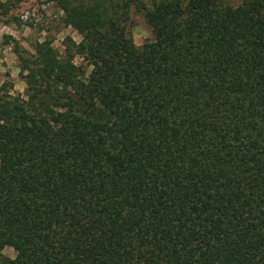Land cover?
Segmentation results:
<instances>
[{
    "label": "trees",
    "instance_id": "obj_1",
    "mask_svg": "<svg viewBox=\"0 0 264 264\" xmlns=\"http://www.w3.org/2000/svg\"><path fill=\"white\" fill-rule=\"evenodd\" d=\"M51 1L81 40L0 85V264H264V0Z\"/></svg>",
    "mask_w": 264,
    "mask_h": 264
},
{
    "label": "rangeland",
    "instance_id": "obj_2",
    "mask_svg": "<svg viewBox=\"0 0 264 264\" xmlns=\"http://www.w3.org/2000/svg\"><path fill=\"white\" fill-rule=\"evenodd\" d=\"M142 1L149 6L151 0ZM224 1L233 6L241 2V0ZM3 7L8 11L3 12ZM62 14L51 0H0V85L5 82L12 85L11 95L26 98V84L20 75L21 65L15 52L17 45L23 55L29 56L34 52V44L46 39L60 55H63L67 38L74 42L81 40L76 30L62 23ZM126 30L127 35L138 47L153 39L144 11L137 9L135 5L129 8ZM74 62L80 64L82 58L76 56ZM0 255L13 258L15 252L12 247L5 246L0 250Z\"/></svg>",
    "mask_w": 264,
    "mask_h": 264
}]
</instances>
